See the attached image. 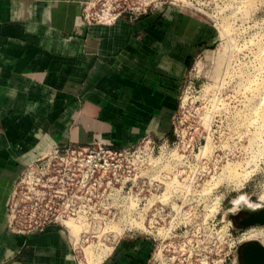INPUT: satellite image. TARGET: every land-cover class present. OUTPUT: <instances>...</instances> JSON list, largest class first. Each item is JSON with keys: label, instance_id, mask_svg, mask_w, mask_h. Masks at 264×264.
I'll list each match as a JSON object with an SVG mask.
<instances>
[{"label": "crops", "instance_id": "obj_1", "mask_svg": "<svg viewBox=\"0 0 264 264\" xmlns=\"http://www.w3.org/2000/svg\"><path fill=\"white\" fill-rule=\"evenodd\" d=\"M83 1L0 0V264H81L69 228L10 227L15 184L55 147L172 139L185 76L219 40L190 8L89 25ZM111 247L86 264H150L154 241L129 233Z\"/></svg>", "mask_w": 264, "mask_h": 264}, {"label": "built area", "instance_id": "obj_2", "mask_svg": "<svg viewBox=\"0 0 264 264\" xmlns=\"http://www.w3.org/2000/svg\"><path fill=\"white\" fill-rule=\"evenodd\" d=\"M170 4L185 5L181 0H144L137 6L126 7L125 0H85L81 4V16L89 25H113L124 13L141 15ZM189 70L183 83L189 85L185 92L183 88L182 95L196 91V75L192 73L195 67ZM185 96H180L179 108H184ZM178 111L173 120L172 139L145 136L123 147L105 141L70 143L37 157L13 188L10 227L19 233L32 234L48 226L70 228L73 222L82 227L76 241L97 240L104 244H115L129 233L146 234L154 241L150 264H156L165 258L164 248H160L170 237L168 231L164 233L165 229L176 224L171 216L176 207L173 200L194 192L205 195L206 201L209 196L212 206L217 203L211 225L219 240L221 255L224 254L219 264H229L227 259L232 247L239 251L250 240L244 234L252 225H236L233 215L237 213V206L232 200V208L228 210L236 212L218 219L227 196L222 197L223 193L211 187L202 174L177 170L178 165L188 161L179 140ZM201 146V143L197 145L199 151ZM70 235L75 250L76 241L71 232ZM227 245L230 249L225 252Z\"/></svg>", "mask_w": 264, "mask_h": 264}, {"label": "rangeland", "instance_id": "obj_3", "mask_svg": "<svg viewBox=\"0 0 264 264\" xmlns=\"http://www.w3.org/2000/svg\"><path fill=\"white\" fill-rule=\"evenodd\" d=\"M125 1L126 7H134L144 0ZM181 1L183 7L209 15L219 40L190 67H195L192 73L196 75V91L189 89L187 96L180 95L186 99L184 108H179L176 125L188 161L178 165L177 170L202 174L211 187L223 193L222 197L227 196L218 219L236 211L249 215L264 208V200L260 199L264 194V0ZM222 25L226 26L225 36ZM188 85L186 82L182 86L184 92ZM175 198L171 216L176 224L165 229L164 233L170 235L160 245L165 258L156 264H219L224 254L211 225L209 196L206 201L205 195L193 192ZM231 200L237 202L236 211L228 210L232 208ZM69 225L74 241L78 240L82 227L73 222ZM261 226L254 224V229ZM257 238L261 239L253 237L249 241ZM111 245L97 240L76 241L77 259L81 264L87 260L92 263ZM229 249L227 245L224 250ZM229 256V264H242L235 247Z\"/></svg>", "mask_w": 264, "mask_h": 264}, {"label": "water", "instance_id": "obj_4", "mask_svg": "<svg viewBox=\"0 0 264 264\" xmlns=\"http://www.w3.org/2000/svg\"><path fill=\"white\" fill-rule=\"evenodd\" d=\"M254 224H264V208L255 210L248 219L240 222L241 227ZM239 259L242 264H264V246L257 240L243 244L239 249Z\"/></svg>", "mask_w": 264, "mask_h": 264}, {"label": "bare ground", "instance_id": "obj_5", "mask_svg": "<svg viewBox=\"0 0 264 264\" xmlns=\"http://www.w3.org/2000/svg\"><path fill=\"white\" fill-rule=\"evenodd\" d=\"M222 29H221V33H222V35L223 36H225V28L224 27H226L225 25L223 26L222 25ZM227 32V31H226ZM229 166V165H228ZM227 166V169L229 170L230 169V166L228 167ZM229 171H231V170H229ZM234 172V171H233ZM238 174V173H237ZM261 200H264V194L261 196V198H260ZM242 201V200H241ZM235 204H237V202H234ZM242 204H244L245 202L244 201H242L241 202ZM215 205H217V203L215 204ZM212 206V208H211V212L213 213V214H215V213H217V210H218V208H216V206ZM209 213V214H212V213ZM212 214V215H213ZM260 225H264V224H260ZM75 226H77V225H75ZM250 230H252V228L250 229ZM250 230H248L245 234H244V236L246 237V238H248V239H251V238H253V237H260L261 239H259V238H257L258 240L257 241H259L261 244H262V241L264 242V228H256V229H254V230H252V231H250ZM263 245V244H262ZM264 246V245H263ZM112 248V247H111ZM92 249V248H91ZM107 249V248H106ZM110 249V248H109ZM109 249H107L108 251H110ZM93 250V249H92ZM108 251H106L105 253H107ZM104 253V254H105ZM93 254V253H92ZM93 257V256H92ZM95 259V258H94ZM94 261V260H93ZM97 263V262H96Z\"/></svg>", "mask_w": 264, "mask_h": 264}, {"label": "flooded vegetation", "instance_id": "obj_6", "mask_svg": "<svg viewBox=\"0 0 264 264\" xmlns=\"http://www.w3.org/2000/svg\"><path fill=\"white\" fill-rule=\"evenodd\" d=\"M249 217H250V214L249 215H246V214L240 213V212L236 213L235 216H234L236 225L237 226H240V222L245 221ZM251 227H252V229L255 228L254 225H252ZM260 228H264V225H262ZM262 244L264 245V242L263 241H262Z\"/></svg>", "mask_w": 264, "mask_h": 264}]
</instances>
